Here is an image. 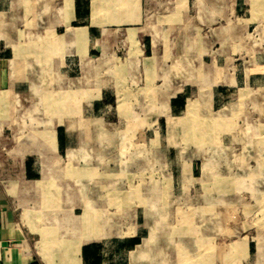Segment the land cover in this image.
I'll list each match as a JSON object with an SVG mask.
<instances>
[{
  "label": "crops",
  "instance_id": "0c3cea01",
  "mask_svg": "<svg viewBox=\"0 0 264 264\" xmlns=\"http://www.w3.org/2000/svg\"><path fill=\"white\" fill-rule=\"evenodd\" d=\"M246 90L264 96V0H0V264H264V235L237 223L183 255L144 217L121 237L82 225L127 181L124 148L175 150L162 134Z\"/></svg>",
  "mask_w": 264,
  "mask_h": 264
},
{
  "label": "rangeland",
  "instance_id": "374dc122",
  "mask_svg": "<svg viewBox=\"0 0 264 264\" xmlns=\"http://www.w3.org/2000/svg\"><path fill=\"white\" fill-rule=\"evenodd\" d=\"M247 93L248 90L242 94L239 103H220L218 108L228 117L217 118L216 114L213 118H196L192 126L185 118L179 120V132L161 135L162 142L176 145L175 150L162 149L159 153L148 145L124 148L122 159H129L125 168L127 181L123 188L113 189L111 195L104 192L98 196L101 210L96 216L84 215L82 225L86 228L92 221L90 217H95L92 225L97 229L92 233L121 237L133 231L121 226L130 228L139 217H144L150 226L160 222L162 238L177 239L176 248H171L177 255L184 253L180 240L192 236L200 241L204 237L215 245L222 237H232L236 223L240 224L242 236L251 232L264 235V136L254 135V127L264 124V101L259 100L264 96L250 102ZM236 108L240 117L232 118ZM181 127L184 132H180ZM136 137L142 142L141 136ZM155 175L162 178L160 184L165 192L161 197L151 192L143 195L140 186L149 185L150 189L152 183L147 180ZM170 175L175 183L169 196L168 183L163 180ZM249 225L257 226V230ZM213 248L210 245L209 251ZM200 251L199 246L194 247V252ZM195 257L192 264H202Z\"/></svg>",
  "mask_w": 264,
  "mask_h": 264
},
{
  "label": "bare ground",
  "instance_id": "6f19581e",
  "mask_svg": "<svg viewBox=\"0 0 264 264\" xmlns=\"http://www.w3.org/2000/svg\"><path fill=\"white\" fill-rule=\"evenodd\" d=\"M69 204V203H68Z\"/></svg>",
  "mask_w": 264,
  "mask_h": 264
}]
</instances>
